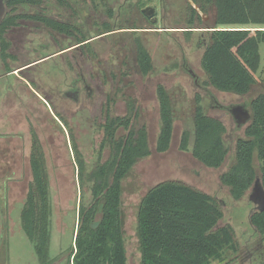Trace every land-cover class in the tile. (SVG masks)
<instances>
[{
    "label": "rangeland",
    "instance_id": "374dc122",
    "mask_svg": "<svg viewBox=\"0 0 264 264\" xmlns=\"http://www.w3.org/2000/svg\"><path fill=\"white\" fill-rule=\"evenodd\" d=\"M120 2L112 3L114 15H117L116 7ZM126 3L135 4L128 12L133 24L126 29L138 27L146 31L128 35L116 33L101 39L92 48L98 62L93 56V59L81 57L79 51L72 49L63 55L55 53L45 57L34 66L17 72L24 81L15 74L0 79V264L38 263L20 221V210L31 178L29 154L35 143L31 142L32 133L44 153L50 180L52 213L48 256L53 264H67L80 196L76 157L88 165L106 160L108 148L98 153L106 107L109 106L113 115H124L129 99L134 100L140 112L137 122L147 128L150 153L137 161L122 181L121 208L128 264H140L139 203L151 187L165 180L183 182L213 197L223 215L218 226H231L239 244L237 260L230 264H263L264 240L250 224V215L256 210L249 198L250 189L241 199L235 200L228 186L221 182L220 175L233 163L236 139L243 135L248 122L238 127L226 107L243 105L251 113L250 101L264 92V43L259 45L260 66L249 92L220 91L209 85L201 67L208 33L214 25L213 10L206 14L199 12L203 22L189 23L187 6L191 0H127ZM146 6H154L157 10L154 24L142 17L140 10ZM89 14L82 9L79 18L107 19L105 12ZM21 36L35 44L45 37L40 30H31L29 35ZM69 40L73 41L62 38L61 44L67 46ZM137 43L151 56L153 68L146 75L140 73L135 61ZM17 51L24 59L22 52L25 54L27 49L19 46ZM53 51L34 49L28 52L27 58L36 60ZM22 64L21 61L12 63L13 68ZM80 73L86 81L76 84L79 88L76 100L67 93L74 92L72 82ZM27 79L30 90L25 88ZM158 84L163 86L173 108L172 136L168 148L162 152L155 149L161 127ZM10 87L12 91L8 90ZM108 96L112 98L109 102ZM197 102L207 116L224 125L223 139L228 152L219 167H208L191 154L193 108ZM184 132L188 135V150L180 148Z\"/></svg>",
    "mask_w": 264,
    "mask_h": 264
},
{
    "label": "trees",
    "instance_id": "16d2710c",
    "mask_svg": "<svg viewBox=\"0 0 264 264\" xmlns=\"http://www.w3.org/2000/svg\"><path fill=\"white\" fill-rule=\"evenodd\" d=\"M191 2L195 6H187L189 23L202 21L199 12L206 14L211 9L214 14L213 29L201 57L209 85L220 91L248 93L260 66L259 45L264 43V0ZM87 52L92 55L91 48ZM135 61L142 75L153 68L149 52L140 43ZM156 92L161 127L155 149L162 152L172 136L173 108L162 85L156 86ZM111 99L108 96L107 102ZM127 105L124 115H113L106 107L98 147V153L108 148L106 160L88 165L76 157L80 196L67 264H128L122 181L137 161L149 155L150 149L147 128L137 122L138 107L131 99ZM250 109L243 135L235 142L233 163L220 175L235 200L246 194L256 178L264 187V92L252 98ZM193 113L191 154L208 167H219L228 152L223 139L224 125L207 116L198 102ZM32 134L31 142L35 143L29 154L31 178L20 221L36 252L37 264H53L48 256L50 180L44 153ZM180 148L188 150L186 132ZM222 216V210L209 194L176 180L158 182L145 193L137 210L140 264H230L237 260L239 244L231 226H218ZM250 224L264 240V210H255ZM262 258L264 264V246Z\"/></svg>",
    "mask_w": 264,
    "mask_h": 264
},
{
    "label": "flooded vegetation",
    "instance_id": "af4514ba",
    "mask_svg": "<svg viewBox=\"0 0 264 264\" xmlns=\"http://www.w3.org/2000/svg\"><path fill=\"white\" fill-rule=\"evenodd\" d=\"M113 2L115 4L120 0H0V79L15 74L17 78L24 81V78L20 77L17 72H22L24 69L34 66L38 61L44 60L45 57L55 53L63 55V53H67L72 49L76 52L79 51L78 54L81 57L83 55L89 56V58L93 56L98 62L97 55H90L87 49L91 48L92 50L101 39H108L116 33L128 35L127 33L130 34L131 32L146 31L140 30L138 27L126 29L133 24L130 23L129 13L135 4H127V0L121 1L116 7L117 15H114ZM82 9L89 11V15L92 14V16L97 15L99 12H105L107 19L103 21H99V19L94 21L84 20L79 18ZM155 11L156 15L152 18L145 16L143 13L142 17L150 24H154L157 19L156 8ZM31 30H40L45 37L35 44L34 41L26 40L24 36H21L29 35ZM62 38L64 40L72 39L73 41L69 40L70 44L66 46V44H61ZM19 46L27 49L25 54L24 51L22 52V55L25 56L24 59H21V55H18ZM34 49L54 51L30 61L31 58H27L28 52ZM19 61L23 64L13 68L12 63H19ZM85 81V77L80 73L79 78L74 79L72 82L75 87L74 92L67 94L77 100L79 88L76 87V84L85 83ZM29 86V80L27 79L25 88L30 90ZM8 90L12 91L11 87ZM15 99L17 100V97Z\"/></svg>",
    "mask_w": 264,
    "mask_h": 264
},
{
    "label": "water",
    "instance_id": "95a60500",
    "mask_svg": "<svg viewBox=\"0 0 264 264\" xmlns=\"http://www.w3.org/2000/svg\"><path fill=\"white\" fill-rule=\"evenodd\" d=\"M141 11L149 18L156 15V11L153 6H146ZM152 21L154 22L155 20ZM87 88L88 87L85 85V89ZM226 109L229 110L238 127L250 119V112L243 105H231L226 107ZM249 198L256 205V210H264V187L262 186L259 178L254 180L253 185L250 188Z\"/></svg>",
    "mask_w": 264,
    "mask_h": 264
}]
</instances>
